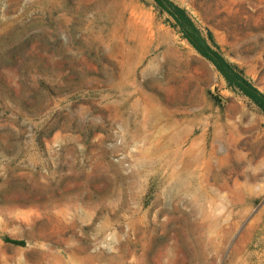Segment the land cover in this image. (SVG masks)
Returning <instances> with one entry per match:
<instances>
[{
	"label": "rangeland",
	"instance_id": "obj_1",
	"mask_svg": "<svg viewBox=\"0 0 264 264\" xmlns=\"http://www.w3.org/2000/svg\"><path fill=\"white\" fill-rule=\"evenodd\" d=\"M168 1L264 97V0ZM0 264H264V111L155 0H0Z\"/></svg>",
	"mask_w": 264,
	"mask_h": 264
},
{
	"label": "trees",
	"instance_id": "obj_2",
	"mask_svg": "<svg viewBox=\"0 0 264 264\" xmlns=\"http://www.w3.org/2000/svg\"><path fill=\"white\" fill-rule=\"evenodd\" d=\"M162 5L172 15L179 25L184 36L205 56L209 57L215 65L225 75L228 83L238 86L245 94L251 97L259 107L264 111V97L250 86V84L242 78L238 72H234L229 65L220 57V55L211 49L206 39L200 34L192 20L186 15L183 9L177 7L168 0H155ZM211 40V38H210ZM212 41V40H211ZM4 242L11 243L13 245L24 246L25 241L21 239H14L8 236H2Z\"/></svg>",
	"mask_w": 264,
	"mask_h": 264
}]
</instances>
